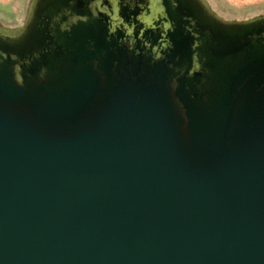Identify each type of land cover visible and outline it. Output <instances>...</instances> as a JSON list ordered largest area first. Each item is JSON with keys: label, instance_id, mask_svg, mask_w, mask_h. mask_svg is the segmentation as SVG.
I'll use <instances>...</instances> for the list:
<instances>
[{"label": "water", "instance_id": "1", "mask_svg": "<svg viewBox=\"0 0 264 264\" xmlns=\"http://www.w3.org/2000/svg\"><path fill=\"white\" fill-rule=\"evenodd\" d=\"M175 2L158 59L60 0L0 43V264H264V24Z\"/></svg>", "mask_w": 264, "mask_h": 264}, {"label": "flooded vegetation", "instance_id": "2", "mask_svg": "<svg viewBox=\"0 0 264 264\" xmlns=\"http://www.w3.org/2000/svg\"><path fill=\"white\" fill-rule=\"evenodd\" d=\"M54 10L51 21L60 19L61 31L77 23L98 24L128 54L154 59L161 58L169 47L167 34L172 31V25L168 13L185 15L183 22L187 32L196 34L198 30L195 21L178 9L175 0H60V7ZM44 14L41 21L46 27L49 17ZM4 51L8 48L0 45V58L6 57Z\"/></svg>", "mask_w": 264, "mask_h": 264}, {"label": "rangeland", "instance_id": "3", "mask_svg": "<svg viewBox=\"0 0 264 264\" xmlns=\"http://www.w3.org/2000/svg\"><path fill=\"white\" fill-rule=\"evenodd\" d=\"M53 0H0V43L16 44ZM200 14L225 28L264 24V0H191Z\"/></svg>", "mask_w": 264, "mask_h": 264}]
</instances>
